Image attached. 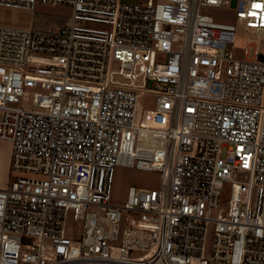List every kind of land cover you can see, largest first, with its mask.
Returning <instances> with one entry per match:
<instances>
[{
	"label": "built area",
	"instance_id": "1",
	"mask_svg": "<svg viewBox=\"0 0 264 264\" xmlns=\"http://www.w3.org/2000/svg\"><path fill=\"white\" fill-rule=\"evenodd\" d=\"M38 2L72 16L0 24V139L14 169L43 176L0 186V264H264V0H236L230 22L201 9L232 0L0 5ZM237 21L255 30L242 58ZM148 92L156 106L142 111ZM118 164L160 172L161 187L112 203ZM124 211L140 216L115 245Z\"/></svg>",
	"mask_w": 264,
	"mask_h": 264
},
{
	"label": "rangeland",
	"instance_id": "2",
	"mask_svg": "<svg viewBox=\"0 0 264 264\" xmlns=\"http://www.w3.org/2000/svg\"><path fill=\"white\" fill-rule=\"evenodd\" d=\"M202 12L213 16L217 21L230 22L236 21V8L233 6L215 7L204 6ZM72 16V8L65 4H54L48 2H38L33 10L12 8L0 5V24L15 23L22 26H32L37 29L47 30L62 24H69ZM254 29H246L244 22H236V39L233 48L237 57H244V49L249 46L253 51L254 46L249 45V35H254ZM257 47L264 51V40L256 42ZM157 95L151 92L143 94L139 99V105L142 111L155 108ZM2 111L0 110V116ZM13 153H11L12 162ZM0 159V165L3 163ZM10 172L8 175L0 172V186H9L20 176L43 177L40 174L16 170L10 163ZM162 183V174L158 171L142 170L135 166L118 164L115 167V174L112 183V203L123 205L128 198V192L132 185L143 189L160 188ZM232 192L231 182H225L222 192V204L228 206ZM216 213H213L215 215ZM140 214H132L124 211L120 223V238L113 241L112 244L121 245L124 230L129 227L132 218H138ZM67 228L73 237H80L82 230V221H75L72 213L69 215ZM215 236V222L210 221L207 227L206 236V256L212 255Z\"/></svg>",
	"mask_w": 264,
	"mask_h": 264
},
{
	"label": "crops",
	"instance_id": "3",
	"mask_svg": "<svg viewBox=\"0 0 264 264\" xmlns=\"http://www.w3.org/2000/svg\"><path fill=\"white\" fill-rule=\"evenodd\" d=\"M132 2H143L145 0H127ZM26 9V8H22ZM33 10V9H29ZM5 25H14L19 27H32V26H22L15 23H4ZM11 153H12V144L9 140L0 139V159H3V163L0 165V172L5 173L6 175L10 172V163H11ZM2 182V181H0Z\"/></svg>",
	"mask_w": 264,
	"mask_h": 264
},
{
	"label": "water",
	"instance_id": "4",
	"mask_svg": "<svg viewBox=\"0 0 264 264\" xmlns=\"http://www.w3.org/2000/svg\"><path fill=\"white\" fill-rule=\"evenodd\" d=\"M235 2H236V0H232V6H234V5H235Z\"/></svg>",
	"mask_w": 264,
	"mask_h": 264
}]
</instances>
